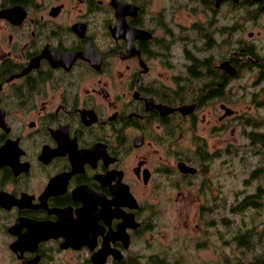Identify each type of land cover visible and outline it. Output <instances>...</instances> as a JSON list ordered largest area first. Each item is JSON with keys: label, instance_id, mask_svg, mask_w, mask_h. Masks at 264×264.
<instances>
[{"label": "flooded vegetation", "instance_id": "1", "mask_svg": "<svg viewBox=\"0 0 264 264\" xmlns=\"http://www.w3.org/2000/svg\"><path fill=\"white\" fill-rule=\"evenodd\" d=\"M262 19L264 0H0V264H164L139 253L152 197L231 151L183 141L234 134L244 69L264 106Z\"/></svg>", "mask_w": 264, "mask_h": 264}, {"label": "rangeland", "instance_id": "2", "mask_svg": "<svg viewBox=\"0 0 264 264\" xmlns=\"http://www.w3.org/2000/svg\"><path fill=\"white\" fill-rule=\"evenodd\" d=\"M245 26V33L248 29L256 33L252 39L257 47L264 48L263 23L254 26L247 20ZM251 74L244 69L234 81V134L226 129L212 136L203 123L183 141L194 145V135L200 134L210 149L233 142L231 151L204 161L202 173L190 182L187 178L179 190L170 187L155 192L152 225L138 240L139 253L154 252L164 264H219L225 258L264 264V142L247 136L248 130L264 132V125L244 123L247 116L261 120L264 106L255 107L251 99L258 87L252 84Z\"/></svg>", "mask_w": 264, "mask_h": 264}, {"label": "trees", "instance_id": "3", "mask_svg": "<svg viewBox=\"0 0 264 264\" xmlns=\"http://www.w3.org/2000/svg\"><path fill=\"white\" fill-rule=\"evenodd\" d=\"M253 139H256V141L264 142V135H262V134L256 135V136H254ZM239 243H242V242H239ZM219 264H243V263H242V261H238V260H235V262H229L225 258L223 261H220Z\"/></svg>", "mask_w": 264, "mask_h": 264}, {"label": "water", "instance_id": "4", "mask_svg": "<svg viewBox=\"0 0 264 264\" xmlns=\"http://www.w3.org/2000/svg\"><path fill=\"white\" fill-rule=\"evenodd\" d=\"M183 166H185V165H183ZM186 168H189V167L186 166ZM190 170H191V169H190Z\"/></svg>", "mask_w": 264, "mask_h": 264}]
</instances>
